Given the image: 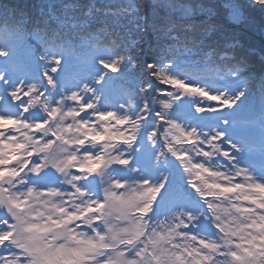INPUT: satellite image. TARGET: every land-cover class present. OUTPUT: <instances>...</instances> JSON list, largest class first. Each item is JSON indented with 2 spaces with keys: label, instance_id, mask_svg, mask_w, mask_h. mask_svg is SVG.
<instances>
[{
  "label": "trees",
  "instance_id": "obj_1",
  "mask_svg": "<svg viewBox=\"0 0 264 264\" xmlns=\"http://www.w3.org/2000/svg\"><path fill=\"white\" fill-rule=\"evenodd\" d=\"M33 1L36 4V9L31 11L34 20L27 21L28 8L19 7L18 13L22 18H18L22 25L13 28L9 35L0 34V43L3 42L5 51L10 53L6 60V55L3 56V61L9 62L13 53L19 58L24 56L23 65H29L32 59L38 64L39 58L41 64L29 76L31 84L39 86L41 81L38 77L42 70L54 66L47 58L48 53H52L53 59L67 54L69 57L64 60H71L70 65L79 69L71 77H60L63 80L62 85L67 86L70 91L83 77V68L92 67L98 75L102 73L95 63L102 51L109 54L113 61H108L110 58L107 60L105 57L101 60L114 63L119 69L110 78V84L111 87L119 84L113 92H116L119 102L117 104L124 111L132 110V121H138L140 125V137L148 136V133L157 130L162 124L159 118L153 120L152 111L161 106L162 98L175 91L171 86L160 87L167 77L196 83L197 86L232 99L240 110V116L234 118L235 122L244 120L248 124L252 120L253 124L256 123V110L264 114V5L255 4L253 0H189L196 5L191 14L169 15L161 0H139L137 4L136 1L131 4L124 3L123 0ZM198 6L201 11L195 10ZM7 7L12 8L8 5ZM235 11L241 17L238 23L233 24ZM113 15L121 18L122 24L118 25H122L121 29L127 31L124 32L128 44L126 51L122 50L123 46L116 33H110L109 24L113 22ZM73 16L75 19L72 20ZM7 17H0V23H6L8 14ZM11 35L16 36L13 38ZM12 39L19 40L24 52L18 53L16 45L10 46L12 43L9 41ZM188 54H193L194 57L187 62ZM7 73L11 74L9 69ZM221 75L226 76L221 78ZM258 75L263 77L259 87L251 80ZM188 78L200 80L201 85L200 82L187 80ZM232 79L233 82H228ZM220 82L224 84L220 85ZM225 84L231 85L233 91L228 92ZM37 90L42 91V96H50L56 92L55 88L49 90L39 87ZM105 97L104 94L103 98L108 99ZM181 104L180 102L175 105L173 112L163 122V126L169 129V136L162 140L158 133L157 142L152 148H144L140 141L136 144L139 148H147L146 152L151 153V149L167 152L166 144L170 143L174 151L181 155L186 154L183 161L168 158L166 165L158 164L155 154L151 153L150 164L159 166L161 172L156 177L158 179L162 175H168V169L172 171L169 185L174 189L175 199L171 204L176 202L177 206L184 205L195 209L199 198L187 187L185 180L199 170L192 167L194 164L188 157L190 151L186 150L187 142L181 136V129L170 126L177 113H180L179 119L184 116ZM106 105L108 110L114 111V103ZM183 122L186 127V121ZM177 137L179 143H176ZM202 178L206 181V177ZM192 197L195 201H192ZM162 206L163 203L158 204L156 211L148 216L156 214ZM131 217L134 222L135 219L139 220L134 213ZM127 224L128 221L124 220L121 226L125 227Z\"/></svg>",
  "mask_w": 264,
  "mask_h": 264
},
{
  "label": "snow or ice",
  "instance_id": "obj_2",
  "mask_svg": "<svg viewBox=\"0 0 264 264\" xmlns=\"http://www.w3.org/2000/svg\"><path fill=\"white\" fill-rule=\"evenodd\" d=\"M253 3L264 5V0H253ZM51 63L54 66L46 68L40 73L38 79L41 84L39 86L35 83L24 85L28 88L27 91H24L11 76L5 79L4 74L0 73V103L15 109V112L9 115L0 114V185L6 189V195L0 199V264H51L52 259L60 252L72 251L66 245H60L53 249L52 245L45 240L47 232L51 229L30 223V219L35 217L27 211L28 198L33 195V188L29 186L28 174H41L46 168L44 161L51 164L58 173L64 174H67L66 169L73 166L78 173L102 174L111 163L122 166L133 173L140 172V167L133 163L135 157L130 152L125 153L123 157L116 155L111 159H108L107 155H98L94 158L86 156L83 160H78L76 155L60 158L57 151H50L51 142H49L41 149L47 153L41 160L37 158V149L34 146L29 150L28 143L19 141L16 133L20 126L29 127V124L26 123V117L30 111L27 105L33 91L39 87L53 90L57 85L58 77L68 78L79 71L75 66L62 64L58 58H54ZM98 64L101 69L112 73L119 70L114 63H105L103 60H99ZM105 74L102 72L96 82L102 83ZM165 86H171L175 91L169 92L167 97L162 98L161 106L152 111L153 120L159 118L162 122L157 130L148 133L147 138L153 146L157 142L158 133L162 140L170 135L169 129L163 126V122L173 112L174 106L179 105L185 97L190 98L198 95L209 101H222L224 106L229 108L234 104L230 98L225 100L221 95H213L209 90L197 86L196 83H188L183 79L167 77L160 84L161 88H165ZM21 91H23L22 96L20 95ZM93 91L95 90L93 89ZM240 95L242 96L243 93ZM84 107L91 109L93 105L89 103ZM202 111L204 109L196 108L197 114ZM179 116L180 113H177L175 118H172L171 128L180 129ZM99 119L114 123L110 127L105 125L104 132L87 133L86 139H90L97 145H101L105 141H114L121 148L136 147V150L139 151L135 143L138 132L141 130L139 124L129 126V119L127 117L120 118L114 111L100 112ZM43 127V122L35 125L36 129ZM83 127L87 128V125L85 124ZM181 134L189 135L183 132ZM26 139L31 140L30 137H26ZM79 143L83 145L85 140L81 139ZM176 143H179L178 137ZM166 147L167 152L171 153L177 161L185 159L186 154L181 155L174 151L172 144L167 143ZM159 155H163V153ZM192 167L199 169L202 166L194 164ZM186 171L190 170L186 169ZM74 178L80 179L79 175ZM169 178L170 174L162 175L156 183H153L149 178L139 180L136 185V200L129 201L130 205L135 207L137 201L143 202V206L138 209L139 212L145 215L155 212L158 204L165 203L166 194H171V189L168 188ZM197 181L200 182L197 183ZM185 183L199 198L203 209L195 215L190 211L182 212L183 215H186L188 222L181 220L183 227L178 235L182 239L186 237L185 243L172 246L173 249L179 248L178 252L161 249L160 255L155 257L159 264H264V184L223 186L206 182L199 171L186 179ZM126 184L125 180L115 182V187L120 190L121 196L124 194ZM21 185L26 189V194L24 191H12L13 188H20ZM246 189L249 191L246 192ZM238 191L246 192V194L236 196L234 199L247 201L254 207L247 208L233 203L231 210L237 215L230 216V220H223L218 214L221 211V205L212 203L210 198L215 197L217 200L228 201L229 197ZM114 196H116L115 193H107L108 199H112ZM103 207L104 203L101 202L95 209L90 210L98 212ZM60 211H65V209H60ZM223 211L228 212V209H223ZM201 217L209 223L211 229H214V233L208 237L192 230L199 228L197 221ZM230 221L232 222L231 226ZM65 235L64 232H58L53 239H62ZM212 236L215 238H210ZM91 242V238L84 241L85 244ZM108 247V245L99 246V248ZM90 251L97 255H103L98 248H92ZM142 251L137 252L136 255L142 256ZM101 264H109V262L105 260L101 261ZM132 264H136V262L133 261Z\"/></svg>",
  "mask_w": 264,
  "mask_h": 264
},
{
  "label": "rangeland",
  "instance_id": "obj_3",
  "mask_svg": "<svg viewBox=\"0 0 264 264\" xmlns=\"http://www.w3.org/2000/svg\"><path fill=\"white\" fill-rule=\"evenodd\" d=\"M123 1L124 3L129 4L133 3V1H136V4L139 2V0ZM153 1L157 2V0ZM161 1L164 2V9L169 15L191 14L193 12V8H195L196 6L189 2V0ZM195 10L201 11V8L198 6V8H196ZM104 57L107 60L108 58H110V60L108 61H111L110 56L106 55ZM102 58L99 59L101 60ZM21 67L22 69H24L26 65H23V63H21ZM28 67L33 69L35 67V64L30 62ZM0 73L4 74L2 70H0ZM9 76L11 75L6 74L4 78L7 79ZM15 81L19 85L23 84L24 91L25 88H27L24 87V85H31V82H29L28 78L25 82L23 77H19V79ZM80 84L81 81H79L75 85V88H72L71 91L62 89L61 94L64 95L62 100L58 96L51 95L45 97V105L44 103H39L38 100H35V102L34 100L30 102L27 106L34 110V112H40L43 109L46 110V116L48 117L50 122L48 124V120H45V126L42 129H34L36 133L40 132L39 135L44 136L45 138L40 137L34 141L28 140L26 139V137H28L29 131L26 129L25 135L20 141L28 144L32 142L33 145L30 148L32 149V147L34 146L37 149V158L41 160H43V158L47 155V153L41 151V149H43L45 145H48L49 142H51L50 151H57L60 158L77 154L81 155V157L77 156L78 160H83L86 156H91L94 158L98 155H107L108 159H111L116 155H121L123 157L125 153L130 152L136 160H139L135 161L137 163L134 164L139 165L140 172L133 173L122 166L111 163L107 168L104 169L102 174L78 173L76 172L74 166L66 169L67 174H64L58 173L51 166V164H48L47 161H44L46 168L41 172V174H28L29 186L33 188V195L28 198L27 211L35 217L34 219H30V223L39 224L48 229H51V231L47 232L45 240L47 241V243L52 245L53 249L58 248L60 245H66L68 249L72 250L70 252H60L56 257L52 259L51 264H75L73 257L78 260L75 247H77L78 245L80 246V244L85 248V250L98 248L100 252L102 251V248H99V246L102 245V231L95 227H92L93 224L91 225L92 228H87L85 225H89L92 222V219L100 215L103 211V218L106 219L108 227L111 231L113 243L115 244L125 239L128 233L121 234V226L116 218H118V215L120 214L124 220L129 219L130 214L134 208L130 205L129 201L136 200V185L139 180L145 178V170L150 162L152 156L151 153L155 154L154 158L158 160V164L165 163L167 165L168 158L169 160H171L172 158L171 154L167 153L164 150L157 149H151V153L142 152L136 154L138 152L136 150V147L130 148L129 146H125L121 148L120 145L114 141L104 142V152H101L100 150H96L94 152L87 150L85 152V149L82 153L76 152L78 151L76 149L77 142L84 137L83 135L85 133H100V130L102 128H104L105 130V125H108L110 127L114 123L113 121H102L99 119L100 112H108L110 110H108V108H102L99 104L101 96H99L97 91H93V82L90 81L87 87H85L81 91L82 95L89 96L87 101L81 100L82 95L77 90V86H79ZM210 92L213 95H221L225 100L227 99V96H224L222 94H215L214 91ZM20 95H23V91H21ZM88 100H91L93 109H95L96 112L93 111L91 116H89L90 111L84 113L82 116L79 115L78 110H85L84 106L88 103ZM47 103L51 105H46ZM181 103L185 113L204 116L205 120H210L213 122V125L211 127L204 126L200 130H194L193 128L188 129L184 126L183 121H187L188 119L186 116H183L182 119H179L181 129L180 133L183 132L189 134H181V136L184 137L188 142V144L185 146L186 150L190 151L188 157L192 160V164H198L202 166L198 170L202 176L206 177V182L221 184L223 186H237L241 184L249 185L257 183L264 184L263 175L259 174V172H254L251 168L244 165L243 159L245 158V155H243L242 153V146L240 144L241 142H239V139H234V137L232 136L236 132V128H233L232 126L234 122H226L230 113H232L234 117L239 113L234 104L229 108L225 107L222 101H209L198 95L190 98L185 97L181 101ZM197 107L204 109V111L197 114ZM232 110H234V112ZM114 112L120 118L127 117L132 123L129 124V126H133L134 123L131 119L132 115L122 113L119 110ZM0 114L7 115L5 111L1 110ZM85 117L87 118V120L85 119ZM260 118L261 122L264 124V117ZM95 120L101 123L98 125H94ZM39 121L40 119L36 121V117L34 115H31L26 120V123L29 122L34 124L38 123ZM216 122H226L224 129L218 127ZM200 123L202 124L204 122L200 121ZM85 124L87 125V128L83 127V125ZM237 127H239L237 129L239 133L246 132L248 136L253 137L262 136V143H264V131H258L257 129L253 128L248 129L241 126ZM36 136L38 135H33V137ZM237 137L239 138V136ZM139 141L143 143L144 148L153 147V144L149 142L147 136L140 137ZM189 141H191V143H189ZM88 144H84L85 147ZM258 146L264 147V145ZM141 149L142 148H139V150ZM160 153H163V155H159ZM213 159L217 160L213 161ZM254 160H257V158H255ZM118 168L124 169L126 179L128 180V185H125L124 194L122 196L120 195V190L115 187V182L120 180L118 178ZM42 175L45 176V179H43L44 177ZM76 175H79V180H76L74 178ZM251 178H253V180H251ZM87 183H93V189H89L86 186ZM168 188H172V185H168ZM84 190H87L89 195L93 190H95L97 191V195H95L93 198H90L89 195L81 194V192ZM12 191H24L26 194V189H24L22 185L20 186V188H13ZM247 191L249 190L246 189V192ZM108 192L115 193L116 196H114L112 199H108ZM246 192L242 193L238 191L237 193L232 195V198L234 199V197L236 196L246 194ZM79 194L81 195V197H78ZM116 197H119V199H116ZM210 199L212 200V203L221 205V200H217L215 197H212ZM78 200H82L83 206H81L80 203H75ZM168 201L169 199L167 198L165 202ZM241 201L238 200L239 205L243 207L248 206V204H243ZM101 202L104 203V207L98 212L90 210L95 209ZM233 203L236 204V202ZM139 204H143V202L137 201L135 207L139 206ZM162 208L165 209L166 207L162 206ZM60 209H65V211H60ZM219 212L220 213L218 214L221 215V218L223 220H230L228 214L224 215L221 214V211ZM192 213L194 215L196 214V212ZM69 217H71V219L72 217L74 218L71 220L69 219ZM177 218L179 220L177 224H174V219H169V221H166L168 220L166 219L163 222L161 221V225L163 224V227L159 224L157 226V229L156 227H154L156 232L154 233V235L151 234L152 237H150V243L148 244L147 249V252H150V256H147L146 254L144 258L145 261H143L142 264H159V261H157L155 257L159 256L160 254L157 251H153V249H156V242H159V238L162 239L163 236H168L169 238L173 237V239H175L174 237L176 235L177 239L179 240V242L177 241L178 244H180V242L182 244L185 243L186 237L182 239L178 235L179 231L177 230L178 225L181 224V220H184V222H188L187 217L185 215V217L177 216ZM201 218L197 222H200ZM231 224L232 222L230 221V226ZM58 232L66 233L65 237L62 239H53V237ZM129 234H132V229L131 233ZM89 238H91L92 242L89 244H85L84 241L89 240ZM69 240H72L74 243L76 241V245L69 248L67 246V242ZM163 241L166 242L167 240L164 239ZM118 255H120V253H118ZM83 257L86 258V256ZM124 260L125 261L123 262V264H128L126 259Z\"/></svg>",
  "mask_w": 264,
  "mask_h": 264
}]
</instances>
